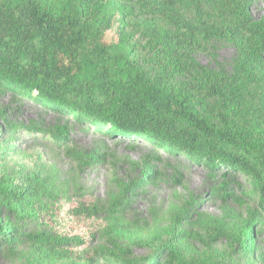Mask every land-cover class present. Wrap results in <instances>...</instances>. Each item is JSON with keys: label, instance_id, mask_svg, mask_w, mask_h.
<instances>
[{"label": "trees", "instance_id": "obj_1", "mask_svg": "<svg viewBox=\"0 0 264 264\" xmlns=\"http://www.w3.org/2000/svg\"><path fill=\"white\" fill-rule=\"evenodd\" d=\"M186 1L196 9V23L167 0L159 11L171 30L145 25L147 49L153 55V69L147 74L126 33V19L133 10L121 0H0V88L100 132L107 128L110 136H134L156 150L240 173L250 180L264 211V100L258 95H264V20L253 19L254 0ZM205 6L214 20L208 19ZM212 41L238 49L239 60L231 72L196 62L195 50ZM44 134L56 145L69 147L66 127ZM70 154L81 167L96 159L101 164L107 157L84 156L71 148ZM148 172L152 182L161 178L152 167ZM43 187L36 177L19 184L8 177L0 180V238L12 244L22 233L1 211L19 219L35 216ZM219 193L230 197L225 185ZM102 212L84 203L72 211L86 218ZM257 216L250 213L243 230L230 238L233 248L252 246ZM62 243L52 240L49 249L54 253ZM112 246L127 253L116 241ZM158 247L154 255H169L165 264H185L174 245ZM97 257L105 264H136L116 256L111 261L106 253ZM201 264L216 263L208 259Z\"/></svg>", "mask_w": 264, "mask_h": 264}, {"label": "rangeland", "instance_id": "obj_2", "mask_svg": "<svg viewBox=\"0 0 264 264\" xmlns=\"http://www.w3.org/2000/svg\"><path fill=\"white\" fill-rule=\"evenodd\" d=\"M164 1L121 0L133 10L126 19V33L132 36L137 62L147 74L153 69V55L147 49L145 25L171 30L159 11ZM171 1L187 21L197 22L194 6L186 0ZM204 11L214 20L208 6ZM251 15L255 21L264 20V0L252 2ZM194 55L198 64L215 71L231 72L239 60L236 46L220 41L201 44ZM258 95L264 100L261 92ZM261 110L264 121V106ZM55 127L68 129L69 147L56 145L44 134ZM35 128L42 132H34ZM109 132L0 88V180L8 177L19 184L36 177L45 186L35 216L19 219L1 211L22 233L12 244L0 238V264H105L97 257L102 253L111 261L116 256L136 264H165L170 261L167 252L154 255L160 245L177 247L185 264L208 259L216 264H264V211L246 176ZM70 148L84 156L107 155L106 161H87L81 167L69 155ZM150 167L161 175L157 182L151 181ZM221 185L229 198L216 194ZM82 203L99 206L103 212L94 218L74 216L72 211ZM250 213L258 215L252 246L233 248L230 238L243 230ZM57 239L64 243L57 244L53 253L49 242ZM177 239L179 243L173 244ZM113 241L127 253L114 249Z\"/></svg>", "mask_w": 264, "mask_h": 264}]
</instances>
